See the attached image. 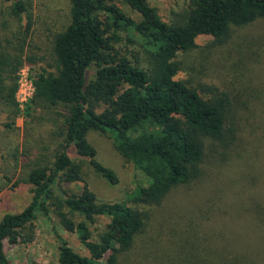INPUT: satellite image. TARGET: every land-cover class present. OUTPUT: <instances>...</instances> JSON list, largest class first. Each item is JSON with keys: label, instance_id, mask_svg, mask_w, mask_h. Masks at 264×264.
Here are the masks:
<instances>
[{"label": "trees", "instance_id": "trees-1", "mask_svg": "<svg viewBox=\"0 0 264 264\" xmlns=\"http://www.w3.org/2000/svg\"><path fill=\"white\" fill-rule=\"evenodd\" d=\"M2 1L10 4L8 15L20 24L13 36L3 35L0 28V100L11 108L10 117H16L18 71L44 58L32 51L25 56L32 24L29 3ZM124 2L140 14V21L128 16L118 0H69L70 21L53 39L52 62L30 74L35 93L29 114L31 109L51 112L63 107L64 141L51 165L28 173L31 202L0 219V264H13L7 243L30 241L38 213L51 212L66 230L79 232L88 251L81 254L58 234L59 264H247L245 254L228 246H202L193 234L183 235L177 249L159 247L151 235L152 242L140 246L139 240L156 206L176 187L201 177L205 139L228 146L236 137L229 93L215 87L204 97L176 78L179 54L193 50L200 35L221 43L233 26L264 17V0H190L179 22L165 20L148 0ZM130 29L144 40L135 39ZM121 43L137 44L144 56L129 55ZM93 66L96 70L89 78ZM90 131L109 133L119 153L147 178L148 184L139 185L127 201H100L87 183L80 193L57 194L61 181L85 182L86 162L110 183L119 181L115 170L98 159L88 139ZM74 213L86 220L76 224ZM100 216L109 221L96 239L87 222Z\"/></svg>", "mask_w": 264, "mask_h": 264}, {"label": "rangeland", "instance_id": "rangeland-1", "mask_svg": "<svg viewBox=\"0 0 264 264\" xmlns=\"http://www.w3.org/2000/svg\"><path fill=\"white\" fill-rule=\"evenodd\" d=\"M25 1L32 16L25 56L32 51L44 60L22 66L18 84L23 68L32 74L52 62L53 39L70 21L69 0ZM148 1L169 22L182 21L190 3V0ZM118 4L128 16L141 20L140 14L124 0H118ZM9 5L0 0V28L3 35L13 36L12 30L20 28V24L8 15ZM130 30L135 39L144 40L137 31ZM196 43L193 50L179 54L176 78L186 81L204 97L215 87L229 93L236 137L228 146L205 139L201 177L176 187L156 206L146 234L139 240L140 246L144 241L152 242L148 237L151 235L159 247L177 249L183 235L193 234L202 246L210 249L228 246L245 254L247 264H264V17L233 26L229 37L221 43L211 35L198 36ZM123 45L120 48L129 55L144 56L137 44ZM95 70V66L90 69L89 78ZM28 105L30 101L19 104L17 116L10 117L11 108L0 100V219L6 213L23 210L31 202L32 185L25 180L28 173L36 166L51 165L64 141L65 109L58 107L49 112L38 108L31 109L29 114ZM12 122L11 127L6 126ZM88 139L96 148L98 159L115 170L119 181L110 183L86 162L85 182L61 181L58 195L80 193L87 183L100 201H127L139 185L148 184L147 178L119 153L109 133L90 131ZM70 150L75 154L73 148ZM72 217L76 224L86 220L79 213ZM108 221L107 216H100L87 222L93 238H98ZM58 234L75 250L88 254L79 232L66 230L55 212L48 216L38 213L30 241L8 242L6 252L13 264H59Z\"/></svg>", "mask_w": 264, "mask_h": 264}, {"label": "built area", "instance_id": "built-area-1", "mask_svg": "<svg viewBox=\"0 0 264 264\" xmlns=\"http://www.w3.org/2000/svg\"><path fill=\"white\" fill-rule=\"evenodd\" d=\"M21 78L19 80V86L16 93V99L19 104H25L29 102L35 93V87L32 78L26 68L21 70Z\"/></svg>", "mask_w": 264, "mask_h": 264}]
</instances>
